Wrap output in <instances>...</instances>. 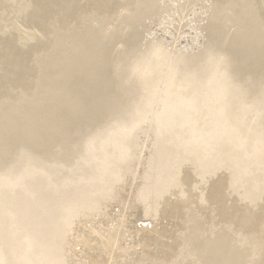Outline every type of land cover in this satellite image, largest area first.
<instances>
[{
    "label": "bare ground",
    "instance_id": "bare-ground-1",
    "mask_svg": "<svg viewBox=\"0 0 264 264\" xmlns=\"http://www.w3.org/2000/svg\"><path fill=\"white\" fill-rule=\"evenodd\" d=\"M264 0H0V264H264Z\"/></svg>",
    "mask_w": 264,
    "mask_h": 264
},
{
    "label": "rangeland",
    "instance_id": "rangeland-1",
    "mask_svg": "<svg viewBox=\"0 0 264 264\" xmlns=\"http://www.w3.org/2000/svg\"><path fill=\"white\" fill-rule=\"evenodd\" d=\"M222 1H224V0H222ZM264 13H262V15H263Z\"/></svg>",
    "mask_w": 264,
    "mask_h": 264
}]
</instances>
